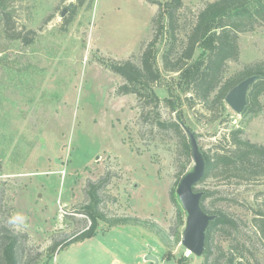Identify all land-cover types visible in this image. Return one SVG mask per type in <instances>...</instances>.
I'll return each mask as SVG.
<instances>
[{
	"label": "rangeland",
	"instance_id": "1",
	"mask_svg": "<svg viewBox=\"0 0 264 264\" xmlns=\"http://www.w3.org/2000/svg\"><path fill=\"white\" fill-rule=\"evenodd\" d=\"M209 1L183 0L175 53ZM1 9L21 33L36 32L23 44L7 37L0 20V224L22 238L23 264H113V257L121 264H156L145 260L147 253L157 264H202L203 255H188L181 245L186 213L176 195L192 157L187 160L171 132L141 120L135 94H117L124 80L107 66L128 58L139 64L141 47L153 38L157 6L148 0H4ZM166 46L162 34L155 45L161 78L153 89L161 100L178 98V113L201 150L228 147L233 129L264 146V91L256 112L236 114L225 102L223 111L210 110L182 90L177 73L163 70ZM238 47L223 80L264 63V20L238 33ZM185 96L194 99L192 106ZM158 109L163 119L175 117L162 101ZM248 176L214 171L198 189L211 192L208 210L235 221L225 232L214 230L213 245L264 264V241L252 224L255 211L264 210V176ZM100 179L101 215L125 222L110 226L98 219L93 237L50 251L54 240L91 225L81 209L88 183Z\"/></svg>",
	"mask_w": 264,
	"mask_h": 264
},
{
	"label": "trees",
	"instance_id": "2",
	"mask_svg": "<svg viewBox=\"0 0 264 264\" xmlns=\"http://www.w3.org/2000/svg\"><path fill=\"white\" fill-rule=\"evenodd\" d=\"M148 1L157 6L151 20L153 38L141 47L139 64L128 58L122 61L113 60L107 66L124 80L118 86L116 93L135 94L141 120L149 121L161 131L171 132L177 138L181 152L189 160L191 154L185 131L187 125L178 113V98L171 94L161 100L153 89L161 78L156 66L155 50L159 36L166 34L168 37V46L160 57L163 70L177 73V82L182 90L185 93H192L194 99L208 103L210 110L223 111L225 109L224 96L227 91L244 77L259 74V78L249 88L248 105L244 111L256 112L259 110L257 97L260 92L264 91V63L247 66L245 71L225 80L222 77L227 61L238 58V33L250 30L257 21L264 20V0H213L206 2L185 33L183 44L177 53L174 51L175 41L179 27V12L184 7L183 0ZM83 2L84 0H78L81 5ZM3 3L4 0H0V20L4 23L7 37L20 39L23 44L32 43L36 32L32 29L25 33L17 30L12 14L1 9ZM68 20L65 18L64 21L68 22ZM194 99L185 96L189 106L193 105ZM161 101L169 114H175L174 118H161L158 109ZM224 137L226 136L224 135ZM228 138L230 145L226 148L219 149L217 147L212 152L202 150L206 168L197 187H194L195 190L203 191L201 207L207 213L216 214L215 220L210 223L207 229L202 264H250L249 259L244 255L236 254L234 251L236 248L233 250L230 247L224 250L219 245H213L214 230L225 232L228 226H235V221L220 209L208 210L204 202L211 192L209 189H198V185L213 175L214 171L230 173L239 179L249 178L250 176L247 177V175L251 173L264 176V146L241 138L239 129L231 130ZM104 183L103 179L98 182H89L86 189L88 201L83 205L81 212L89 218L91 225L80 232L73 233L64 240H54L49 247L50 251H56L93 237L97 233V220L107 221L98 208L100 198L97 192ZM171 198L175 202L174 198ZM255 212L252 224L261 240L264 241V210L258 209ZM107 222L113 226L125 222V220L114 219ZM183 223L182 221L181 224ZM21 241L22 238L19 234L0 224V264H23ZM26 262L28 261L26 260ZM28 264H35V262Z\"/></svg>",
	"mask_w": 264,
	"mask_h": 264
},
{
	"label": "water",
	"instance_id": "3",
	"mask_svg": "<svg viewBox=\"0 0 264 264\" xmlns=\"http://www.w3.org/2000/svg\"><path fill=\"white\" fill-rule=\"evenodd\" d=\"M69 3L60 11L63 17L72 7ZM259 74H251L233 87L224 96V102L236 113L241 114L248 105V91L251 85L259 78ZM190 145V154L194 162L192 168L187 171L179 180L176 187L177 198L185 211V224L181 235V245L190 251L191 254L202 256L205 250V240L208 226L215 220L216 214L207 213L201 207L202 190H195L198 182L203 177L206 160L201 148L198 145L195 133L189 128H185ZM145 260L158 263L155 255L147 253ZM114 264H121L115 262Z\"/></svg>",
	"mask_w": 264,
	"mask_h": 264
},
{
	"label": "crops",
	"instance_id": "4",
	"mask_svg": "<svg viewBox=\"0 0 264 264\" xmlns=\"http://www.w3.org/2000/svg\"><path fill=\"white\" fill-rule=\"evenodd\" d=\"M116 260H117L116 257H113V258H112V262H113V264H114L115 262H117Z\"/></svg>",
	"mask_w": 264,
	"mask_h": 264
},
{
	"label": "bare ground",
	"instance_id": "5",
	"mask_svg": "<svg viewBox=\"0 0 264 264\" xmlns=\"http://www.w3.org/2000/svg\"><path fill=\"white\" fill-rule=\"evenodd\" d=\"M186 254H188V255L190 254V251L188 249H186Z\"/></svg>",
	"mask_w": 264,
	"mask_h": 264
}]
</instances>
